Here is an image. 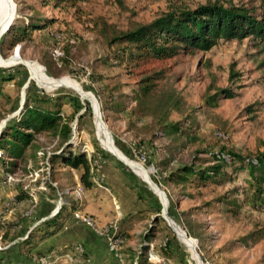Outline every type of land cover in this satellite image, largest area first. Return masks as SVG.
I'll list each match as a JSON object with an SVG mask.
<instances>
[{
	"label": "rangeland",
	"instance_id": "1",
	"mask_svg": "<svg viewBox=\"0 0 264 264\" xmlns=\"http://www.w3.org/2000/svg\"><path fill=\"white\" fill-rule=\"evenodd\" d=\"M213 1L255 9L259 4L83 0L53 7L40 0H13L16 13H35L53 22L12 48L8 41L1 47L0 64L17 55L25 62L0 67L13 76L1 84L0 126L18 114L27 93L55 99L69 121L72 150L86 158L91 151L92 185L86 188L79 181L81 167L52 165L48 157L59 139L35 133L12 172L0 167V264H86V259L89 264H264V184L257 191L247 171L233 167H224L216 183L199 187L164 180L180 164H211L209 152L252 156L263 149L264 42L220 39L206 51L136 65L110 55L116 48L108 43L113 32L149 22L173 7ZM13 3L0 0V22ZM29 63L39 65V74L32 73ZM153 73L158 79L145 102L154 106L172 93L177 107L169 110L167 121L178 123L176 134L163 135L155 123L157 112L149 113L133 100L137 81ZM219 88L230 94L207 105L205 98ZM108 99L122 110L102 107ZM112 183L135 212L127 231H119V219L107 205L114 200L120 211L118 192L112 200L100 188ZM164 208L169 225L161 216ZM74 213L89 216L95 226H86ZM57 222L60 226L47 236ZM108 236L119 241L114 251L107 248ZM149 252L159 261L149 260Z\"/></svg>",
	"mask_w": 264,
	"mask_h": 264
},
{
	"label": "trees",
	"instance_id": "2",
	"mask_svg": "<svg viewBox=\"0 0 264 264\" xmlns=\"http://www.w3.org/2000/svg\"><path fill=\"white\" fill-rule=\"evenodd\" d=\"M41 5L51 4L53 7L73 5L83 0H40ZM254 7L228 4L223 5L218 1L206 2L194 7L177 6L161 13L146 23H137L125 30L113 32L109 44H116L110 53L111 58L121 62L130 61L133 65L150 63L174 57L178 53L193 54L206 51L214 46L218 40H240L244 37L256 38L264 42V0ZM32 9V7H31ZM33 11V10H32ZM52 19L42 15L16 13L8 28L0 36V49L5 41L9 42L7 48L23 40L31 31L40 30L50 25ZM5 68H0V88L5 80L13 79L9 74H3ZM158 79L157 73L141 77L137 81V88L133 92V100L146 106L147 112H157L155 123L163 135L176 134L179 125L168 122L167 115L170 109L177 107V100L172 93L165 94L152 106L145 102L149 99ZM1 94V89H0ZM230 90L219 88L205 98V103L210 106L216 104L220 96H227ZM50 104H46L49 103ZM44 104V105H43ZM46 104V105H45ZM102 107L106 110H122L123 106L113 99L104 100ZM49 132L59 140L55 151L48 157L53 165L60 162L70 168L81 167L79 181L86 188L92 185L90 179V162L80 150H72L68 140L71 132L69 121L59 109L56 100L48 95L38 96L26 94L18 114L7 119L0 126V167L5 172H12L17 166V161L23 157L25 148L30 147L34 141V134ZM262 150L252 156H242L232 151L209 152V165L194 163L180 164L169 171L165 181L174 184H193L196 187L206 183H216L217 177L224 167L245 169L256 185V190H261L264 184V140L259 141ZM3 179V178H2ZM133 216V215H131ZM127 218L118 221L119 231L123 229ZM56 223V218L50 224ZM60 223L48 232L47 236L54 233Z\"/></svg>",
	"mask_w": 264,
	"mask_h": 264
},
{
	"label": "crops",
	"instance_id": "3",
	"mask_svg": "<svg viewBox=\"0 0 264 264\" xmlns=\"http://www.w3.org/2000/svg\"><path fill=\"white\" fill-rule=\"evenodd\" d=\"M101 190H102V194L103 195H109V197L113 200L115 195L117 192L119 194V197L116 196V198L118 199V203H119V208H120V211H118V205L115 203V201L113 200V204L116 206V207H112V203L111 204H107L109 209L111 210V216L112 214H115L117 217V219H119L118 221L124 219V218H127V221L125 224H123V229L125 231L128 230L129 228V225L131 224V221H133V216L131 215H134V211H132L131 207L129 206L128 202H126V200L120 195V187L116 184H111V187L110 186H100ZM110 189H112V192H113V195L111 194L112 192H110ZM118 190V191H117ZM107 203V202H106ZM112 207V208H111ZM103 215V213H102ZM113 217V216H112ZM89 261H87L86 264H89Z\"/></svg>",
	"mask_w": 264,
	"mask_h": 264
},
{
	"label": "water",
	"instance_id": "4",
	"mask_svg": "<svg viewBox=\"0 0 264 264\" xmlns=\"http://www.w3.org/2000/svg\"><path fill=\"white\" fill-rule=\"evenodd\" d=\"M14 14H15V4L13 3V10L12 11H9L8 12V14H6V16L2 19V21L0 22V24L1 23H5L6 25H5V27H3L2 29L0 28V36L6 31V29L8 28V26H9V24H10V22L12 21V19H13V17H14ZM11 57H13V58H11ZM9 59L10 60H13V62L12 61H8V58H3L2 60H3V65L2 64H0V67H8V66H11V65H14V64H23V61L25 60V59H22L20 56H11ZM31 79V77H29L28 78V80H30ZM90 105H91V107H92V104L90 103ZM93 111V110H92ZM97 118H98V120L100 121V123L102 124L103 122H102V120H100V116H99V114H98V116H97ZM107 130V129H106ZM107 132H108V130H107ZM108 134H109V137H111V135H110V133L108 132ZM113 155V154H112ZM118 161H120V162H122L125 166H127V164L121 159V158H119L118 156H116V155H113ZM150 182H151V184L152 185H154V186H156L157 188H158V186L153 182V181H151L150 180ZM161 216H162V218L164 219V220H166V222H167V224L169 225V223H168V221H167V219L168 220H170V218L167 216V214H166V209L164 208L163 209V211H162V214H161ZM171 229L172 230H174L172 227H171ZM200 262L202 263V259L200 258Z\"/></svg>",
	"mask_w": 264,
	"mask_h": 264
},
{
	"label": "built area",
	"instance_id": "5",
	"mask_svg": "<svg viewBox=\"0 0 264 264\" xmlns=\"http://www.w3.org/2000/svg\"><path fill=\"white\" fill-rule=\"evenodd\" d=\"M91 153V151L89 152ZM89 153L87 154L88 155V159H89ZM74 192L76 193V195H80L81 193V188L80 187H77L75 188ZM116 207V206H115ZM74 217L76 219H78L79 221H81L83 224H85L86 226L90 227V228H93L95 226V223L93 221L92 218H90L89 216H85V215H81V214H78V213H74L73 214ZM112 227H113V230L116 231L117 227H116V223H112ZM118 239L116 236H108L107 237V248L110 250V251H114L116 250V246L118 244ZM78 250L81 252V249L78 247ZM148 255V259L153 261V262H158L159 261V258L154 255V254H151L150 252L147 253ZM88 260L86 259L85 262H87Z\"/></svg>",
	"mask_w": 264,
	"mask_h": 264
},
{
	"label": "bare ground",
	"instance_id": "6",
	"mask_svg": "<svg viewBox=\"0 0 264 264\" xmlns=\"http://www.w3.org/2000/svg\"><path fill=\"white\" fill-rule=\"evenodd\" d=\"M12 3H13V0H10ZM15 15V14H14ZM4 34V33H3ZM23 62H25V60L23 61ZM31 64V65H30ZM28 65H30V67L32 68V73L33 74H35V75H37V74H39V71H40V67H39V65L37 64V63H29ZM94 114V113H93ZM103 122V121H102ZM102 125L104 126V122L102 123ZM107 129V128H106ZM107 131V130H106ZM116 155V154H115ZM124 161V160H123ZM125 162V161H124ZM128 166H130V167H133V165H131V164H129V163H127V162H125ZM140 165V164H139ZM137 172V171H136ZM139 173V172H138ZM141 174V173H140ZM157 190H158V188L156 187V186H154ZM159 191V190H158ZM196 254V253H195ZM196 256H198L197 254H196Z\"/></svg>",
	"mask_w": 264,
	"mask_h": 264
}]
</instances>
